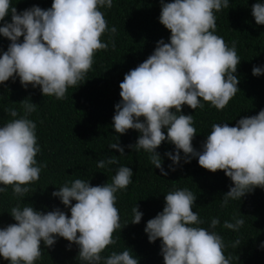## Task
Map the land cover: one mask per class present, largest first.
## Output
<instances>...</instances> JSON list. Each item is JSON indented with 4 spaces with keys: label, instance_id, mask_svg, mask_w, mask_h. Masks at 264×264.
Segmentation results:
<instances>
[{
    "label": "clouds",
    "instance_id": "obj_1",
    "mask_svg": "<svg viewBox=\"0 0 264 264\" xmlns=\"http://www.w3.org/2000/svg\"><path fill=\"white\" fill-rule=\"evenodd\" d=\"M228 4L229 0H160L158 20L170 32L168 42L158 40L153 52L124 75L111 125L120 135L129 129L139 133L135 144L127 147L149 153L161 176L167 172L155 150L162 141L174 145L172 152L164 153L171 161L168 171L175 170L181 152L184 163L196 158L209 172L223 171L232 186L223 194L222 206L229 200L240 201L256 187L264 189V108L254 116L241 117L233 126L213 123L201 150L196 151L191 144L196 132L193 117L182 114L181 107L203 108L204 101L221 110L238 90L234 73L240 59L235 42L229 47L215 34L213 13ZM111 5L112 0H52L49 8L33 5L18 13L12 0H0V37L10 42L0 52V84L18 78L23 88L39 86L42 96L62 99L68 87L83 80L94 52L108 47L100 37L116 29L107 27L99 9ZM251 15L257 25H264V0L252 4ZM251 73L260 76L264 65L253 66ZM19 104L22 115L15 108L6 109L13 119L0 125V192L11 185L13 195L24 197L44 164L37 165L36 125L28 118L36 105L28 99ZM108 147L124 153L118 136ZM116 163L107 156L96 161V167ZM132 176V169L121 165L111 183L90 186L89 180L77 178L58 187L51 195L70 215L59 208L42 213L27 203L12 207L15 223L0 227V258L8 264H34L42 254L41 242L50 248L59 237L69 246H78L80 264H138L127 247L101 255L107 245L115 244L113 231L121 230L115 194L127 187ZM195 199L187 188L166 193L162 211L145 223L148 242L160 240L163 264H230L232 257H225V245L215 231L219 219L212 217L207 228L200 227L204 221L192 210ZM131 212V223L138 224L143 213L136 204ZM243 217L234 215L222 226L238 231ZM239 243L236 240L233 246Z\"/></svg>",
    "mask_w": 264,
    "mask_h": 264
},
{
    "label": "trees",
    "instance_id": "obj_2",
    "mask_svg": "<svg viewBox=\"0 0 264 264\" xmlns=\"http://www.w3.org/2000/svg\"><path fill=\"white\" fill-rule=\"evenodd\" d=\"M256 2L229 0L228 7L213 13L215 34L229 47L235 42L240 59L234 73L238 77V90L221 110L204 101H201L203 108L194 110L182 105L181 113L193 117L196 132L191 144L196 151L201 150L213 123L233 126L241 117L254 116L264 108V73L258 77L251 73L253 66L264 65V25H257L251 15V6ZM51 3L52 0H12L18 13L33 5L46 9ZM99 10L107 27H115L116 31H105L101 35L100 40L108 47L94 52L92 65L83 80L68 87L62 99L42 96L39 86L23 88L18 78L15 81L9 78L0 84V125L13 119L6 109L15 108L18 116L22 115L19 103L24 99L36 105L28 118L36 125L35 135L40 146L35 156L37 165L44 164L38 179L28 185L24 197L13 195L11 185L4 186L6 191L0 192V227L15 223L10 211L18 204L20 207L30 204L42 213L59 208L70 215L59 199L52 197L53 191L77 178L89 180L90 186L111 183L115 170L123 165L132 169L133 176L127 187L115 194L114 206L121 230L113 231L115 244L107 245L101 255L127 247L137 257L138 264H163L160 240L149 243L143 229L147 220L162 211L166 193L187 188L196 196L192 210L204 221L200 227L207 228L212 217L219 219L215 231L225 245V257H232L230 264H264V247H260L264 242V189L256 187L240 201L229 200L222 206L223 194L232 186L223 171L209 172L197 164L196 158L184 163L182 152L175 170L168 171L171 161L164 153L172 152L174 145L162 141L155 150L167 172L166 176H161L160 170L152 165L149 153L127 147L135 144L137 131L129 129L120 135L111 127L114 105L121 99L119 83L124 75L153 52L158 40L168 42L170 32L158 20L160 0H112L111 7ZM5 20L10 22V16ZM9 43L0 37V52L5 51ZM117 136L119 145L124 148L123 155L108 147L116 142ZM107 156H112L117 163L97 168L96 161ZM135 204L143 213L138 224L131 223V209ZM240 213L244 215V224L238 231L222 226L225 220L231 222L232 217ZM236 240L240 243L233 246ZM40 247L42 254L34 264H80L78 246H69L63 238L57 237L50 248L42 242ZM0 264H8V261L0 258Z\"/></svg>",
    "mask_w": 264,
    "mask_h": 264
}]
</instances>
